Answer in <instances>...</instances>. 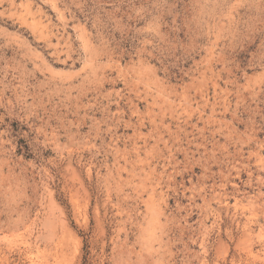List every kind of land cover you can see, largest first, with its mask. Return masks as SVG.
I'll use <instances>...</instances> for the list:
<instances>
[{
	"label": "rangeland",
	"instance_id": "obj_1",
	"mask_svg": "<svg viewBox=\"0 0 264 264\" xmlns=\"http://www.w3.org/2000/svg\"><path fill=\"white\" fill-rule=\"evenodd\" d=\"M236 263L264 264V0H0V264Z\"/></svg>",
	"mask_w": 264,
	"mask_h": 264
},
{
	"label": "bare ground",
	"instance_id": "obj_2",
	"mask_svg": "<svg viewBox=\"0 0 264 264\" xmlns=\"http://www.w3.org/2000/svg\"><path fill=\"white\" fill-rule=\"evenodd\" d=\"M243 242V241H242ZM253 242V241H252ZM244 243H247V242H244ZM243 244V243H242ZM249 244V243H248ZM250 244H251V241H250ZM250 246V245H249ZM249 250V249H248ZM237 264V263H236Z\"/></svg>",
	"mask_w": 264,
	"mask_h": 264
}]
</instances>
